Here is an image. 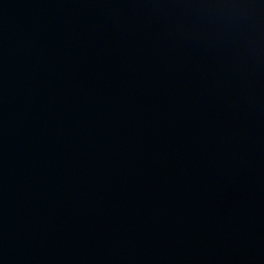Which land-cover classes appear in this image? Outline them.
Here are the masks:
<instances>
[{
	"label": "water",
	"instance_id": "water-1",
	"mask_svg": "<svg viewBox=\"0 0 264 264\" xmlns=\"http://www.w3.org/2000/svg\"><path fill=\"white\" fill-rule=\"evenodd\" d=\"M0 264H264V0H0Z\"/></svg>",
	"mask_w": 264,
	"mask_h": 264
}]
</instances>
